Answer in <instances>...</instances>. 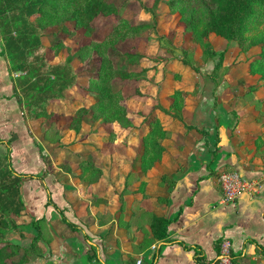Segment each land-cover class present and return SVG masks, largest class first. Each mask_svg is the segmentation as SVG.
I'll use <instances>...</instances> for the list:
<instances>
[{
  "label": "crops",
  "instance_id": "0c3cea01",
  "mask_svg": "<svg viewBox=\"0 0 264 264\" xmlns=\"http://www.w3.org/2000/svg\"><path fill=\"white\" fill-rule=\"evenodd\" d=\"M3 49L4 42L0 38V175L3 173L2 168H6L5 157L8 150L11 167L16 173L37 175L35 178H24L20 186L24 210L15 219L18 225H23L24 236L9 234L8 238L21 246L23 238H31L36 234L31 224L33 219L42 216L47 219L40 223L42 241L45 244L44 256L27 264H134L130 262L131 258L138 259L141 255L145 257L147 264V258L153 256L158 249L159 255L154 264H214L223 238L230 239L232 243L234 264H264V148L260 143L262 138L256 139L262 129L256 118L257 112L246 102L238 104V108L232 106L231 109H237L238 114L237 123L232 130L226 121L217 122L210 131L203 120L211 109L205 111L201 102L202 92L186 91L183 108L192 109L191 105L195 103L197 114L193 116L192 123L199 129L189 130L184 136L186 140L184 138L182 149H177L174 144L163 143L165 150L156 162V168L153 167L151 175H148L153 180L156 179L154 184L161 174H166L169 180L156 188L149 187L148 190L149 197L162 198V202L150 199L151 208L153 213L164 214L170 220L168 236L164 241L154 240L145 249L137 251L133 248V242H139L142 233L148 231L151 215L137 200L130 207L131 191L136 182L142 178L147 180L140 166L135 169L132 164L135 160L140 163V155L127 154L123 157L97 152L95 164L102 167L103 174L96 182L89 183L85 195L84 187H81L84 184L76 186L74 206L66 183L56 173L49 172L48 157L41 152L42 143L31 127L38 125L37 120L32 119L30 113L27 114V110L32 113L31 107L23 100L17 84V77L24 74L27 68L12 70L6 54H1ZM161 79L157 75L154 84L146 82L152 86V92H141L161 100L160 90L165 87ZM140 86L144 87L143 83ZM147 87L145 85L146 89ZM71 90L70 94L74 95V99L82 98L75 93V88ZM194 98L195 101L192 100ZM235 103L236 101L234 105ZM46 108L48 112L53 110L54 113L69 110L65 103L56 102L49 103ZM141 110L138 107L136 113ZM212 113L211 111L210 115ZM130 116L135 115L130 112ZM210 120L209 116L208 121L211 122ZM87 126L84 129L92 137L88 128L92 131L95 129ZM182 126V122L176 120L169 122L167 129L175 134L181 132ZM200 129L207 133L201 136L197 132ZM131 135V140L138 143V130L135 129ZM187 136L192 139L189 140ZM89 142L93 144L94 141ZM86 149L82 145L81 151L86 152ZM113 160L116 163L111 166ZM228 170L239 172L245 179L257 181V191L253 194L243 193L232 202L221 203L222 191L217 179L220 172ZM129 173L131 184L124 189L123 202L116 190L123 189L122 182ZM116 178L120 180H116L110 189L105 190L103 180ZM47 191L57 205L67 209L71 215L76 214V223L82 227L80 232L72 231L59 219L52 207L46 206ZM94 196H106L108 200L105 209L108 219L105 223H98L96 220L97 209L92 205ZM115 201L119 205L123 202L121 212L115 207ZM86 202L89 205L84 209L82 204ZM132 211L134 214L129 216ZM97 212L100 216V211ZM127 225H130L129 229L124 227ZM84 234L89 236L95 248H91L90 241L84 238ZM184 245L190 248H185ZM152 246H156V250H152ZM195 250L201 252V262L195 260ZM149 264H153L152 261Z\"/></svg>",
  "mask_w": 264,
  "mask_h": 264
},
{
  "label": "trees",
  "instance_id": "16d2710c",
  "mask_svg": "<svg viewBox=\"0 0 264 264\" xmlns=\"http://www.w3.org/2000/svg\"><path fill=\"white\" fill-rule=\"evenodd\" d=\"M185 1L187 0H167L173 11L181 9ZM199 1L204 10L203 27L200 31L198 18L193 15L185 19V31L189 32L193 39L200 44L207 57L211 58L218 55L219 64L223 60L224 51H215L212 43L208 40L210 34L228 42L238 41L242 43L247 39L245 37L246 33L257 30V33L252 35L250 43L251 46L258 49L253 61L256 64L253 63L252 66L259 67V69L255 67V71H261V78L264 80V0H228L224 6L220 4V0ZM71 5H76V9L66 16L67 7ZM117 12L118 7L111 0H0V38L4 42V49L1 54H6L12 70L20 71L27 68L24 74H20L17 77V84L23 100L32 108V113H30L32 119L36 120L41 116L47 115V105L51 102H56L58 104L65 103L68 107V111L59 112L58 115L69 116L68 129H73L76 136L82 134L85 128L84 125H86L83 117L88 112H93L89 126L95 129V133L98 136L100 128H110L107 133L108 143H119L120 141L123 146H126L128 144L126 142L127 137L135 129L138 130L139 142L137 143V151L139 152L138 155H140V170L145 173L147 180L142 178L136 182L131 191L130 207L132 202L137 200L144 210L151 214L148 231L142 234L141 242L144 238L145 240L136 246V250L140 251L148 247L154 240L164 241L168 236L170 220L164 214L153 213L151 208L150 199L162 202V198L149 197L148 190L149 187H152V189L156 188V186L165 184L169 180L166 178V174H161L158 182L154 184L156 179L153 180L148 175H151L150 170H153V167L156 168V162L161 158L165 150L162 144L167 135H169L168 123L175 120L183 122L182 107L179 106V103H181L179 94L185 100L184 90H176L174 95H172L169 106L164 107L158 98L143 94L140 90V85H137L134 95L146 96L145 102L150 104L151 108L147 113L139 111L142 119L135 122L126 106L127 99L133 97V95L125 96L121 90L114 91L112 81L116 78H120L123 81H143L145 79L143 73L146 68H142L139 72H127L123 69H117L106 52L102 53L97 75L87 78V85L83 93L85 96H92L94 102L85 105L81 102V98L78 100L71 98L70 101L68 99L69 91L80 84L78 75L74 71L72 58L67 57L55 64H51L43 51L46 48L43 44L44 24L42 23V19L44 20L45 16H50L51 18L66 16L65 18L63 17L61 23V33L69 35L74 29L81 28L82 34L90 38L98 29L97 18H105ZM69 24L72 25L70 26ZM145 27H148L147 23L129 26V29L132 34H135L137 30ZM100 44L101 42L98 40L90 39L86 44L82 45V51L94 49ZM125 55L130 64H135L136 59L139 57L138 54L131 52H126ZM79 58L80 55H78L77 59ZM252 70L254 71L253 68ZM184 124L187 128H196L194 125ZM256 136V139H261L264 137V131L262 130ZM87 145L92 149L91 153L94 154L95 158L98 147L94 143L83 144L86 148L88 147ZM261 146L264 148V145L261 144ZM259 148L260 146L257 147V152ZM103 151L105 152L104 149ZM9 153L10 150H8V154L5 157L6 168H2L1 171L3 173L0 175V264H27L34 258L44 256L42 247L43 232L40 223L47 219L45 216L33 219L31 224L35 228L36 234L31 237L32 240L28 247L14 244L8 238L9 234L19 237L24 236L22 232L23 225H18L15 219L24 210L20 186L25 177L35 178L37 176L34 174L16 173L11 167ZM84 160L87 166L94 170L95 173H100L99 179L103 174L102 167L95 164L96 162L93 158ZM237 173L239 174V172ZM98 179L96 177L91 182H96ZM124 180V183L122 182L123 189L119 191L120 201L123 202L124 189L128 184H131L129 183L131 180L130 173L127 174ZM114 183L115 180L113 179ZM123 202L120 204V212L124 205ZM46 206L52 207L58 214L59 219L70 227L72 231L80 232L82 227L76 223V214L71 215L67 209L57 205L48 191ZM133 214L134 212L132 211L129 216ZM84 238L90 241L89 245L91 248H95V244H93L87 234H84ZM184 247L190 248L185 245ZM159 251L160 249L153 254V264L159 255ZM201 258V252L195 250V260L201 262ZM136 260H130V262L135 264ZM233 262L232 257V264H234ZM214 264H217V259Z\"/></svg>",
  "mask_w": 264,
  "mask_h": 264
},
{
  "label": "rangeland",
  "instance_id": "374dc122",
  "mask_svg": "<svg viewBox=\"0 0 264 264\" xmlns=\"http://www.w3.org/2000/svg\"><path fill=\"white\" fill-rule=\"evenodd\" d=\"M111 1L118 7V12L105 18H97L96 23L98 29L90 38L82 34L81 28L74 29L69 35L61 33L63 17L65 18L71 11L75 10L76 5L67 7L68 11L66 16L55 18L45 16L44 20L42 19V23L44 24L43 44L46 47L43 51L47 56L48 62L54 64L67 57L72 58L74 71L77 73L80 83L72 89L75 88V93L83 97L81 98L83 104L88 105L94 102L92 96H85L83 93L87 85V78L97 75L102 53L104 54L106 52L117 69H123L127 72H139L142 68H146V71L143 73L145 79L139 81L140 83L136 80L123 81L120 78L112 81L114 91L121 90L125 96L133 95V97L127 99L126 106L129 112L135 115L132 116L135 122L141 121L142 119L139 112L138 114L136 113L138 107H141V111L145 113L149 112L151 108V105L145 102L147 99L146 96L134 95L135 88L137 85L139 86L143 83L144 87L139 86L140 90L152 92V86L150 85L155 83L157 75L161 79L163 74L164 78L161 81L164 82L165 87H162V90L165 88V91L162 92L160 90V96L162 98L159 102L164 107L169 106L171 98L173 97L172 95H174L176 90H184L185 95L186 91L202 92L201 102L205 106V111H210L211 109L213 112L212 115H210L211 111L210 114H208L209 112L206 113L207 118L203 122L206 124L207 129L212 131L214 124L226 121H228L229 128L233 129L237 123L238 114L236 112L237 109L233 110L231 108L232 106H237L238 108V104L246 102L250 108L257 112L256 118L259 119L258 123L261 124V129L264 131V80L261 78L262 72L255 71L259 67L252 66L255 63L253 61L258 49L250 45L252 35L256 34L257 30L246 33L245 37L247 39L242 43L238 41L228 42L210 34L208 40L212 43L215 51H224L223 60L218 64V55L211 58L207 57L200 44L193 39L189 32L185 31L184 21L193 15L198 18V28L200 31L203 27L204 10L199 0H187L183 3L181 9L174 11L170 8L167 0ZM227 1L220 0V4L224 6ZM142 23H147L148 27L140 28L135 34H132L129 26H136ZM69 25L71 26L72 24ZM90 39L98 40L101 44L94 49L82 51V45L86 44ZM126 52L139 55L135 64H130L126 58ZM78 55H80L79 59H77ZM183 79H185V82H182ZM146 82H149L150 85L146 84ZM145 85L148 86L147 89ZM70 91L68 95L69 101L71 98H74V95H71ZM142 93L148 95L145 92ZM180 95L181 103H179V106L182 107V121L186 124L194 125L192 123L194 121L193 116L197 114V110L195 109V103L193 101L196 99L191 100L194 103L191 105L192 109L186 110L183 108L185 106V100ZM235 101L236 103L234 105ZM184 109L186 111L185 113L183 112ZM29 113L31 112L27 110L28 115ZM58 114L59 112H47V115L36 119L37 126L33 127L31 125V127L37 133L38 141L40 140L39 142L42 143L41 152L48 157L49 172L56 173L66 183L69 197L74 206H76V186L78 184H84L81 187H84L83 194L85 195V189H88L87 186H89V183L96 177L98 179L100 174L95 173L94 170L89 168L84 160L87 158H93L94 160V154L89 152L92 149L87 145L86 152L81 151L82 145L89 140V137L91 139L89 141L97 143L95 144L93 142L98 147L96 149L97 152L103 154L113 153L114 155H122L123 157L127 154H132L135 156L139 153L137 151L138 145L137 142L131 140L132 135L128 136V140L126 139V142L128 141L126 146H123V143L120 141L119 143H108L107 133L110 131L108 127L100 128L98 131L99 136L95 133V130L92 131L90 128L88 129L92 133V137L88 136L87 129H84L82 134L76 136L73 129H68L69 116H59ZM92 116L93 112H88L83 117L86 128L92 121ZM209 116L211 122L208 121ZM183 122L181 132L174 134V132L172 133V131L168 130L169 135H167L163 143L174 144L177 149L183 148L184 138L190 132L189 130H192L191 128L185 127L186 125ZM195 127V130L199 129L197 126ZM173 129L175 128L173 127ZM197 132L201 133V136L207 133V131L201 129ZM192 135L191 133V137H193ZM191 137L187 136L189 140L192 139ZM89 141L87 144L90 143ZM260 141L264 145V137ZM166 146L169 147L171 145ZM130 157L133 158V156ZM113 163L115 164L116 160L110 163L111 166ZM132 164L135 166V169L140 166L137 160ZM114 180L119 181L120 178ZM103 181L102 185L105 190L110 189L113 185V180L111 179ZM116 192H119L118 189ZM117 200L119 201L118 197ZM81 202L84 203L82 200ZM106 202H108L106 196L104 198L102 196H94L92 198V205L96 207L97 211H100V216H98L97 214L99 212L95 210V213H97L95 217L98 223H105L106 219H108L105 213ZM82 205L85 209L89 203L86 202ZM115 207L120 210V205L117 202L115 203ZM124 227L125 229H129L130 226L127 225ZM128 232L130 231L128 230ZM31 240L30 236L25 239L23 238L21 246L28 247ZM140 242L141 240L139 242H133L134 250H136V246ZM44 245L42 242L43 250L45 248ZM131 260L134 261L135 257H132Z\"/></svg>",
  "mask_w": 264,
  "mask_h": 264
},
{
  "label": "built area",
  "instance_id": "2783aa9c",
  "mask_svg": "<svg viewBox=\"0 0 264 264\" xmlns=\"http://www.w3.org/2000/svg\"><path fill=\"white\" fill-rule=\"evenodd\" d=\"M217 182L222 191L221 203L234 201L243 193L253 194L258 189V182L241 177L236 171H222L218 175ZM156 250V246H152ZM153 256L147 258V264L151 263ZM149 261V262H148ZM145 257H139L135 264H145ZM217 264H232V243L230 239L223 238L219 243Z\"/></svg>",
  "mask_w": 264,
  "mask_h": 264
}]
</instances>
